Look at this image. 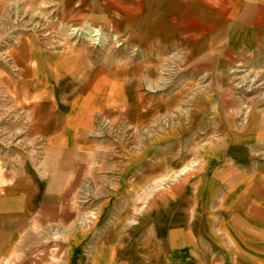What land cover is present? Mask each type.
Here are the masks:
<instances>
[{
  "label": "rangeland",
  "instance_id": "rangeland-1",
  "mask_svg": "<svg viewBox=\"0 0 264 264\" xmlns=\"http://www.w3.org/2000/svg\"><path fill=\"white\" fill-rule=\"evenodd\" d=\"M242 1L0 0L1 180L64 179L67 264L227 250L216 176L246 118L228 113L264 92L263 56L224 66Z\"/></svg>",
  "mask_w": 264,
  "mask_h": 264
},
{
  "label": "crops",
  "instance_id": "crops-1",
  "mask_svg": "<svg viewBox=\"0 0 264 264\" xmlns=\"http://www.w3.org/2000/svg\"><path fill=\"white\" fill-rule=\"evenodd\" d=\"M242 2L231 33L229 52L234 59L229 65L225 62L227 69L245 68L242 55L246 50L264 57V0ZM261 63L256 66L263 73L264 86V60ZM247 79L248 74L241 80ZM222 112L225 114V109ZM228 114L246 117L240 129H236L234 119L233 130L238 135L227 144L233 148L231 157L216 176L218 191H228L225 196L231 197L223 204L229 214L220 231L228 248L206 252L202 257L210 259L215 254L217 264H264V92L256 95L249 107L234 108ZM9 175L8 184L0 176V264H67L63 253L65 222L59 214L63 207L58 202L64 194V179L42 185L34 178L28 184L30 191H17L16 175ZM184 242L187 246V237Z\"/></svg>",
  "mask_w": 264,
  "mask_h": 264
}]
</instances>
